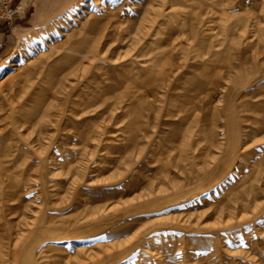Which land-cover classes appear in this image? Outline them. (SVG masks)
Returning a JSON list of instances; mask_svg holds the SVG:
<instances>
[{
    "label": "rangeland",
    "instance_id": "1",
    "mask_svg": "<svg viewBox=\"0 0 264 264\" xmlns=\"http://www.w3.org/2000/svg\"><path fill=\"white\" fill-rule=\"evenodd\" d=\"M11 6L0 264H264V0Z\"/></svg>",
    "mask_w": 264,
    "mask_h": 264
},
{
    "label": "built area",
    "instance_id": "2",
    "mask_svg": "<svg viewBox=\"0 0 264 264\" xmlns=\"http://www.w3.org/2000/svg\"><path fill=\"white\" fill-rule=\"evenodd\" d=\"M18 11L11 6V0H0V21L11 23Z\"/></svg>",
    "mask_w": 264,
    "mask_h": 264
},
{
    "label": "crops",
    "instance_id": "3",
    "mask_svg": "<svg viewBox=\"0 0 264 264\" xmlns=\"http://www.w3.org/2000/svg\"><path fill=\"white\" fill-rule=\"evenodd\" d=\"M15 4L17 5V2H16V1H15V2L13 3V5H12L14 8H15ZM18 5H19V4H18ZM17 10H18V8H17ZM9 25H10V23H8V22H6V21H4V22H1V21H0V51H1V50H4L6 44H7L8 41H9V38H10L11 35H13V33H14V32H12V34L10 35V32H9ZM16 27L23 28V27H21L20 25H19V26H18V25H15V26L13 27V29L15 30Z\"/></svg>",
    "mask_w": 264,
    "mask_h": 264
},
{
    "label": "bare ground",
    "instance_id": "4",
    "mask_svg": "<svg viewBox=\"0 0 264 264\" xmlns=\"http://www.w3.org/2000/svg\"><path fill=\"white\" fill-rule=\"evenodd\" d=\"M19 30V28L18 27H16V30H15V32L17 33V31ZM6 171V170H5ZM45 252V251H44ZM106 257V256H105ZM45 263V262H44ZM35 264V263H34Z\"/></svg>",
    "mask_w": 264,
    "mask_h": 264
}]
</instances>
